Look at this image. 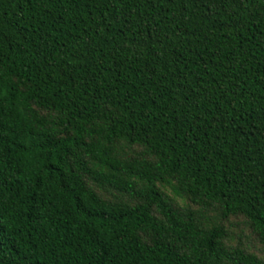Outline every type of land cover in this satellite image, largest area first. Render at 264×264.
I'll return each instance as SVG.
<instances>
[{"label": "trees", "instance_id": "trees-1", "mask_svg": "<svg viewBox=\"0 0 264 264\" xmlns=\"http://www.w3.org/2000/svg\"><path fill=\"white\" fill-rule=\"evenodd\" d=\"M0 264H264V0H0Z\"/></svg>", "mask_w": 264, "mask_h": 264}, {"label": "rangeland", "instance_id": "rangeland-1", "mask_svg": "<svg viewBox=\"0 0 264 264\" xmlns=\"http://www.w3.org/2000/svg\"><path fill=\"white\" fill-rule=\"evenodd\" d=\"M239 229H243V227H238V228H237V232H238Z\"/></svg>", "mask_w": 264, "mask_h": 264}]
</instances>
